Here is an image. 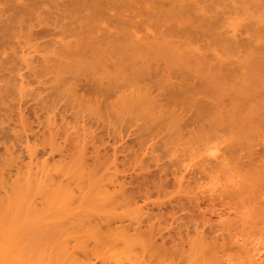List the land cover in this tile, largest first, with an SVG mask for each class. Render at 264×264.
<instances>
[{"label": "rangeland", "instance_id": "rangeland-1", "mask_svg": "<svg viewBox=\"0 0 264 264\" xmlns=\"http://www.w3.org/2000/svg\"><path fill=\"white\" fill-rule=\"evenodd\" d=\"M262 237L264 0H0V264H245Z\"/></svg>", "mask_w": 264, "mask_h": 264}, {"label": "bare ground", "instance_id": "bare-ground-1", "mask_svg": "<svg viewBox=\"0 0 264 264\" xmlns=\"http://www.w3.org/2000/svg\"><path fill=\"white\" fill-rule=\"evenodd\" d=\"M213 148H214V147H213ZM213 148H211V150H212ZM215 148H216V147H215ZM215 148H214V149H215ZM214 149H213L212 151H216V149H215V150H214ZM217 150H218V149H217ZM216 152H217V151H216ZM216 152H212L211 154L216 153ZM209 154H210V153H209ZM213 155H214V154H213ZM216 155H217V154H216ZM218 156H219V155H218ZM212 157L214 158V156H212ZM212 157H211V158H212ZM215 158H216V157H215ZM215 158H214V159H215ZM217 159H218V158H217ZM37 164H38V163H37ZM37 164H36V165H37ZM46 164H48V163L46 162ZM47 166H48V165H47ZM34 167H35V165H34ZM38 167H39V166L37 165V168H38ZM40 167H41V166H40ZM48 167H49V166H48ZM35 169H36V167H35ZM40 169H41V168H40ZM55 169H56V168H55ZM37 170H38V169H37ZM37 170H35V171H37ZM41 170H42V169H41ZM43 170H44V172H47L46 168H45V169L43 168ZM45 170H46V171H45ZM48 170H49V168H48ZM54 171H55V170H54ZM54 171H53V172H54ZM37 173H39V171H38ZM37 173H36V174H37ZM36 174L34 173L35 176H36ZM40 174H41V173H40ZM55 174H56V173H54V176H56ZM34 175H33V176H34ZM45 175H46V174H45ZM50 175L53 176L52 173L49 174V176H48V173H47V175H46L45 178H47V180H48L49 178L52 177V176L50 177ZM79 175H81V174H79ZM35 176L32 177L31 179L33 180V179L35 178ZM38 176H39V175L37 174L36 177L38 178ZM61 176H62V174H61ZM64 176H65V175H64ZM75 176L77 177L78 175H75ZM48 177H49V178H48ZM76 177H74V178H76ZM81 177H82V175H81ZM81 177H79V179H80ZM37 178H36V180L34 179V182L30 179L29 183H30L31 181H32L33 183H35V181H38ZM41 178H42V177H41ZM42 179L44 180V178H42ZM42 179H41V180H42ZM52 179H54V178H52ZM79 179H78V183L80 184V180H79ZM43 180H42V181H43ZM45 180H46V179H45ZM47 180H46V181H47ZM42 181L39 182V183L41 184ZM48 181H49L50 184H51V181H50V180H48ZM60 181H61V180H60ZM82 181H84V180L82 179ZM82 181H81V183H82ZM110 181H111V182H110ZM110 181H109L110 183L108 182V185H110V184L112 185V184H113L112 186H113L114 189L111 188L112 191H111L110 189H109V190H110V191H109L108 188L104 185V184H106V183L101 184V186L97 185V186H99L98 189L94 187L95 189L93 190V191H96V192H97V190H98L97 193H98L99 195H101V194H103V192H100V191H102V189H103V191H104V189H105V187H106V190H105L106 193H104V194L101 195V196H105V197H106V196H109V197L111 196V197H110L111 200L109 199V197H106V198L104 197L106 200H108V201H105V202H109V200H110V202H112V200H115V199L118 198V197H115L114 199L112 198L113 190L115 191L116 188L114 187V186H115V184H114L115 181H113L114 183H112V180H110ZM49 182H48L47 184H49ZM57 182H58V178H57V181H56V182L53 181V183H56V184H53V185H56V187H57L58 185H60L61 190L59 189V188H60L59 186H58L59 188H58V187H57V188H58L60 191L64 190L62 187H63L64 185H66L67 183L65 182V183H66V184H65L63 181H61V183H64V184H60V183L57 184ZM76 182H77V181H76ZM76 182H75V183H76ZM43 183H45V181H43ZM78 183H77V184H78ZM37 184H38V183H37ZM37 184H36V185H37ZM68 184H69V183H68ZM77 184H76V185H77ZM85 184H86V183H85ZM29 185H31V184H29ZM29 185H28V186H29ZM34 185H35V184H34ZM53 185H52V186H53ZM103 185H104L105 187H104ZM106 185H107V184H106ZM111 185H110V186H111ZM43 186L45 187V184H44ZM47 186H48V185H46V188H45L46 190H48L49 188L51 189V185L48 186V187H49L48 189H47ZM66 186H67V188L70 187V188H69V189L71 190L70 192L73 191V189H71V185H69V187H68V185H66ZM66 186H64V188H65ZM77 186L79 187V185H77ZM87 186H88V184H87ZM35 187H36V186H35ZM80 187H81V184H80ZM83 187H84V186H83ZM83 187H81V188H83ZM85 187H86V186H85ZM101 187H102V188H101ZM24 188H25V187H24ZM67 188H65V190H67ZM81 188H80V190H81ZM109 188H110V187H109ZM211 188H212V187H211ZM27 189H28V188H27ZM40 189H41V188L38 189V192L40 191ZM45 189H43V192H42V190H41L42 193H40V192H39V193H40L41 195H42L43 193L45 194V192H46V191H44ZM54 189H55V188H54V186H53V190H51V192H52V191H58V190H56V189L54 190ZM69 189H68V190H69ZM77 189H78V188H77ZM83 189H84V188H83ZM89 189H90V186H89ZM92 189H93V188H92ZM96 189H97V190H96ZM24 190H25V189H24ZM65 190H64V192H65L64 194H67L68 192L66 193ZM68 190H67V191H68ZM78 190H79V189H78ZM80 190H79V191H80ZM99 190H100V191H99ZM107 190H108V193H107ZM116 190H117V189H116ZM120 190H121V189H120ZM120 190H119V192H120ZM48 191H49V190H48ZM90 191H91V189H90ZM122 191H126V190H125V189L123 190V188H122ZM122 191H121V192H122ZM211 191H212V190H211ZM62 192H63V191H62ZM91 192H92V191H91ZM117 192H118V190H117ZM46 193H47V192H46ZM79 193L81 194V192H79ZM110 193H111V194H110ZM122 193H123V192H122ZM130 193H131V192H130ZM68 194H70V193H68ZM73 194H74V193L70 194V195H71L70 198L72 197L73 200H74V195H76V194H74V195H73ZM88 194L90 195V193H88ZM88 194H87V195H88ZM108 194H109V195H108ZM48 195H49V194H48ZM48 195H46V196H48ZM54 195L61 196V194H58V193H55ZM72 195H73V196H72ZM87 195H86V196H87ZM89 195H88V196H89ZM96 195H97V194H96ZM115 195H116V194H115ZM121 195H124V194H120V196H121ZM43 196L45 197V195H42V197H43ZM52 196H53V195H51V196L48 197V198H50V200H48V198L45 197V198H44V201H47V200H48V202H52V198H53V197H54V199L56 200L55 196H53V197H52ZM58 196H57V197H58ZM88 196H87V197H88ZM93 196H94V194H93ZM64 197H65V196H64ZM75 197H76V196H75ZM97 197H98V196H97ZM122 197H123V196H122ZM122 197H121V198H122ZM60 198H61V197H60ZM83 198H84V197H83ZM89 198H92V197H89ZM98 198H99L98 200H100L101 197H98ZM107 198H108V199H107ZM45 199H47V200H45ZM61 199H62V198H61ZM61 199H57V200H58V201L56 200L57 202L53 201L54 203H56V204H54V203H53V204L58 206V202H59ZM87 199H88V198H87ZM118 199H119V198H118ZM128 199H129V196H128ZM128 199H127V202H128ZM42 200H43V199H42ZM62 200H63V199H62ZM62 200H61L60 202H63V203H64V201H62ZM65 200H66V199H65ZM67 200H68V199H67ZM88 200H89V199H88ZM88 200H86V201L89 202L90 200H89V201H88ZM69 201H70V199H69L66 203H64V205H63V203H61V206H62L63 208H65L66 205H67V206L69 205V207H66V209L68 208V209H67L68 212H69V210H70L69 208H71V209L73 208V207H71L70 204H67ZM71 201H72V199H71ZM84 201H85V199H84ZM86 201H85V202H86ZM94 201H95V200H94ZM103 201H104V200H103ZM116 201H117V200H116ZM121 201H123V200H121ZM129 201H130V199H129ZM48 202H45V203H48ZM87 202H86V203H87ZM105 202H104V203H105ZM110 202H109V204H111ZM119 202H120V201H119ZM119 202H117L116 204H117V205L121 204V202H120V203H119ZM73 203H74V201H73ZM90 203L92 204L91 201H90ZM97 203H98V202H97ZM99 203H100V202H99ZM99 203H98V204H99ZM118 203H119V204H118ZM123 203H124V205L126 204L125 200H124ZM65 204H66V205H65ZM71 204H72V203H71ZM113 204L116 205L115 203H113ZM50 205L52 206V204H50ZM50 205H49V203H48V206H49V207H50ZM72 205H73V204H72ZM105 205H106V204H105ZM111 205H112V204H111ZM114 205H113V206H114ZM121 205H122V204H121ZM98 206H102V204H101V205H98ZM119 206H120V205H119ZM119 206H118V207H119ZM46 207H47V206H46ZM53 207H54V206H52V208H53ZM62 207H61V208H62ZM103 207H104V206H103ZM121 207H122V206H121ZM54 208H57V207H54ZM63 208H62V209H63ZM75 208H78V206L75 207ZM115 208H116V207L114 206V209H115ZM62 209H61V210H62ZM73 209H74V208H73ZM140 209H141V208H140ZM63 210L65 211V209H63ZM63 210H62V211H63ZM67 210H66V211H67ZM70 211H71V210H70ZM65 215L68 216V214H66V213H65ZM75 215H76V214H75ZM85 215H86V214H85ZM219 215H220V214H219ZM76 216H77V215H76ZM73 217H74V223H76V222H75V216H73ZM78 217H79V216H78ZM78 217H77V218H78ZM82 217H83V216H81V218H82ZM220 217H221V216H220ZM69 218H70V217H69ZM71 218H72V217H71ZM79 218H80V217H79ZM82 219H83V218H82ZM71 220H72V219H71ZM137 220L139 221V219H137ZM137 220H135V221H137ZM86 221H87V219H86ZM88 221H90V220L88 219ZM138 221H137V223H138ZM83 222H84V220H83ZM99 222H100V221H99ZM139 222H140V221H139ZM70 223H71V222H70ZM77 223H80V225H81V220H80V222H77ZM85 223H86V222H85ZM85 223H84V224H85ZM88 223H90V222H88ZM88 223H87V224H88ZM95 223H96V222H95ZM95 223H94V225H95ZM104 223H105V222H104ZM84 224H83V225H84ZM87 224L85 225L86 227H83L84 230H86V232H87V230H89V229H86V228H87ZM90 224H91V223H90ZM90 224H88V226H89ZM121 224H122V223H120V224L117 226V228H118L119 230H121L120 226H123V225H121ZM132 224H133V223H132ZM134 224H135V223H134ZM83 225H82V226H83ZM82 226H81V227H82ZM99 226H100V224H99L98 227H97L98 229L101 227V226H100V227H99ZM106 226H108V225H106ZM89 227H90V226H89ZM115 227H116V226H115ZM91 228L94 229V227H91ZM95 228H96V225H95ZM105 228H107V227H105ZM110 228H111V226H110ZM110 228H109V226H108V228H107L108 231L111 230V229H112V230H115V229H116V228H111V229H110ZM135 228H136V227H135ZM135 228H134V229H135ZM93 229H91V230H93ZM98 229H96V230L99 231ZM101 229H103V232L106 231V230L104 229V227H103V228H100V230H101ZM118 229H116V231H117ZM122 229H123V228H122ZM139 229H140V228H139ZM96 230H93V232H92V231H91V232H92L93 234L95 233V234L98 235L99 237L102 236V234H104V233H102V234L100 235L98 232H97V233H98V234H97V233H96ZM123 230L125 231V229H123ZM126 230H127V228H126ZM150 230H151V229H150ZM94 231H95V232H94ZM128 231H129V230H128ZM132 231H133V230H132ZM134 231L137 232V229H135ZM134 231H133V232H134ZM138 231H140V230H138ZM91 232H90V231L87 232V233H89V234H88L89 237H90V235H91L92 237L95 235V234L93 235ZM99 232H100V231H99ZM106 232H107V231H106ZM106 232H105V235H103L101 238H98V236H94V237H97V239L95 238L96 240H95V239H94V240L97 241V242H99V240L101 239V240H103V241H102L103 243H104L105 241H108L107 244L111 242V244H113V245H112V246L110 245V247H111L113 250L111 249L112 251H110V252H113V251L115 250L114 247L116 248V250L114 251V253H116L117 251L119 252V251H120L119 249H121L120 252H125V249H126L127 247L125 248V247L122 246V245H123V243H124L125 246L129 245V244H130L129 242H130L131 240L128 241V243H129V244H128L127 241H125V238H124V241H125L127 244H126L123 240H122V243H121V241H120L121 245H120L119 241H118L116 244H114L115 241H114V243H112V240H114V239H116V238L113 237V236H115V235L117 236L118 233H120V232H116L117 234H115V232H112V234H115V235H112V234L110 233V231H109V232H108V235H112V238H113V239L110 238L111 240H110V239H107V238H105V239L103 238V237H106ZM126 232H127V231H126ZM135 232L133 233V236H134V234H136ZM152 232H153V231H152ZM87 233H86V235H87ZM90 233H91V234H90ZM109 233H110V234H109ZM138 233H139V232H138ZM125 234H127V233H124V235H125ZM129 234H130V232H129ZM131 234H132V233H131ZM149 234H150V233H149ZM250 234H251V233H250ZM250 234H249V235H250ZM108 235H107V236H108ZM124 235H123V232H122V235H119V236H120L119 240H120L121 238L125 237ZM251 235H253V233H252ZM251 235H250V236H251ZM78 236H80V234H79ZM82 236H83V234H82ZM121 236H122V237H121ZM127 236H128V235H127ZM149 236H150V235H149ZM259 236H260V235H259ZM80 237H81V236H80ZM87 237H88V236H87ZM89 237H88V238H89ZM117 237H118V236H117ZM143 237H144V235H143ZM146 237H147V236H146ZM238 237H239V236H238ZM238 237H237V238H238ZM241 237H242V236H241ZM241 237H240V238H241ZM252 237H253V236H252ZM256 237H258L257 234H256ZM133 238H134V237H133ZM136 238H137V237H136ZM136 238H135V239H136ZM147 238H148V237H147ZM149 238H150V237H149ZM242 238H243V237H242ZM262 238H264V237H262ZM81 239H83V238H81ZM81 239H80V241H81ZM84 239H85V238H84ZM84 239H83V240H84ZM129 239H130V238H129ZM145 239H146V238H145ZM152 239H153V238H152ZM238 239H239V238H238ZM247 239H248V238H247ZM250 239H251V238L249 237V240H250ZM259 239H260V238H258V240H259ZM91 240H92V238H91V239H88L89 242H90ZM117 240H118V238H117ZM126 240H127V239H126ZM140 240H141V239H140ZM143 240H144V239H143ZM143 240H142V241H143ZM150 240H151V238H150ZM243 240H244V239H243ZM86 242H87V241H86ZM91 242H92V241H91ZM91 242H90V243H91ZM97 242H96V243H97ZM149 242H150V241H149ZM83 243H84V242H82V247H83V246L85 247L86 244L88 245V242H87L86 244H84V245H83ZM93 243H94V241L92 242V244H93ZM96 243H95V244H96ZM100 243H101V242H100ZM103 243H101V244H102V247H101V248H105V247H106V242L104 243L105 245H103ZM134 243H135V242H134ZM142 243H144V242H142ZM146 243H147V242H145V245H144V246L147 245ZM233 243H234V242H233ZM95 244H93V245L96 247ZM132 244H133V243H132ZM87 245H86V246H87ZM108 245H109V244H108ZM117 245H118V246L120 245V246H119L120 248L118 247V248H119L118 250H117ZM137 245H138V244H137ZM140 245H141L140 252L142 251L141 249H144L142 252L145 253V251H146L147 254H146V253H145V254H146L147 257H145V258H148V253H149V252H147V250H146V248H148V247H144V248H142V247H143V244H140ZM234 245H236V244H234ZM251 245H252V247H251V248L249 247L251 251H250L249 249H247V247H248L249 245H248L247 247L244 246L245 249H247V250H249V252H251V253H248V251H244V252H246V253H244L245 256H246V257H244V258L246 259V261L249 259V262L247 261L248 263H250V261L252 260V263H253V264H254L255 262L257 263V261L259 262L258 264H261V262L264 261V243H262V241H261V242H259V243H258V242H257V243H252ZM97 246H98V244H97ZM99 246H100V244H99ZM121 246H122L123 248H125L124 251H123V249L121 248ZM130 246H131V244H130ZM134 246H136V245H134ZM147 246H148V245H147ZM95 247H94V249H95ZM110 247H109V248H110ZM128 247H129V246H128ZM150 247H152V246L150 245ZM236 247H237V246H236ZM87 248H88V246L86 247V249H87ZM96 248H98V247H96ZM107 248H108V247H107ZM131 248H132V247H131ZM138 248H139V247H138ZM156 248H157V247H156ZM237 248H238V247H237ZM94 249H93V250H94ZM105 249H106V248H105ZM135 249L137 250V248H135ZM148 249H149V248H148ZM152 249H154V248H152ZM152 249L150 248V250H152ZM241 249H242V248H241ZM106 250H107V249H106ZM131 250H132V249H131ZM136 250H134V251H133V250H132V251H129V252H130V253L128 252V253H129V256L132 255L131 252H133V254H134V252H135V256H136V254L138 253V251H136ZM161 250H162V249H160V252L162 253ZM87 251H88V250H87ZM126 251H128V249H126ZM153 251H154V250H153ZM158 251H159V250H158ZM242 251H243V250H242ZM100 252H102V251L100 250ZM105 252H106V251H103L102 253L105 254ZM107 252H108V250H107ZM107 252H106V253H107ZM110 252H108L109 254H108V253H107V254L110 255V254H111ZM118 252H117V253H118ZM120 252H119V255H120ZM140 252H139V253H140ZM151 252H152V251H150V254H151ZM163 252H164V250H163ZM94 253H95V251H94ZM97 253H98V252H97ZM102 253H101V254H102ZM114 253H112V254L114 255ZM143 253H142V254H143ZM155 253H156V251L153 252L154 255H155ZM164 253H165V252H164ZM213 253H214V252H213ZM240 253H241V252H240ZM247 253H248V254H247ZM98 254H99V253H98ZM104 254H103V255H104ZM123 254H125V253H123ZM142 254H141V255H142ZM145 254H143L142 256H144ZM153 254H152V257H150L151 259L154 258ZM157 254H158V253H156V255H157ZM125 255H128V254L126 253ZM138 255H139V254H137V256H138ZM162 255H163V254H162ZM247 255H248L249 258L247 257ZM105 256H106V254H105L103 257H105ZM114 256L116 257L115 260L119 259V256H116V255H114ZM132 256H133V255H132ZM132 256H130V258H132ZM137 256H136L135 259H139V258H140V255L138 256L139 258H137ZM213 256H215V255H213ZM115 257H114V258H115ZM133 257H134V256H133ZM156 257H157V256H156ZM216 257H217V256H216ZM240 257H241V256H240ZM240 257H239V258H240ZM106 258L108 259V257H106ZM120 258H121V257H120ZM167 258H168V257H167ZM104 259H105V258H104ZM121 259H122V258H121ZM132 259H133L132 263H131V261H129L130 259L127 258V261H129V262H122V263L119 262L118 264H120V263H121V264H124V263H125V264H129V263H130V264H139V261H138V260H136V261H138L137 263H134V262H135V259H134V258H132ZM142 259H143V258H142ZM142 259L140 258L139 260H141V262H143L144 259H143V261H142ZM154 259H155V261L158 260V259H156V258H154ZM205 259H206V258H205ZM205 259H203L202 262H204ZM212 259H216V258L213 257ZM212 259H211V260H212ZM217 259H219V257H218ZM102 260H103V258H102ZM211 260H210V261H211ZM220 260H221V259H220ZM242 260H243V259H242ZM103 261H104V260H103ZM118 261H119V260H118ZM118 261H114V262L116 263V262H118ZM169 261H170V260L168 259V262H169ZM225 261H226V260H225ZM244 261H245V260H244ZM246 261L244 262L245 264H247ZM254 261H255V262H254ZM260 261H261V262H260ZM141 262H140V264H142ZM145 262H146V261H145ZM145 262H144V263H145ZM158 262H159V261H158ZM227 262H228V261H227ZM106 263H107V261H106ZM198 263H199V262H198ZM209 263L212 264L211 262H208V264H209ZM213 263H214V264H217L216 261H215V262L213 261ZM256 263H255V264H256ZM90 264H91V263H90ZM104 264H105V263H104ZM107 264H108V263H107ZM146 264H148V263L146 262ZM152 264H155V263H152ZM158 264H160V263H158ZM165 264H166V263H165ZM167 264H170V262L167 263ZM194 264H196V263H194ZM199 264H200V263H199ZM202 264H204V263H202ZM205 264H206V263H205Z\"/></svg>", "mask_w": 264, "mask_h": 264}]
</instances>
